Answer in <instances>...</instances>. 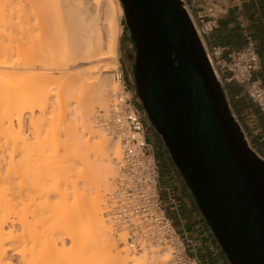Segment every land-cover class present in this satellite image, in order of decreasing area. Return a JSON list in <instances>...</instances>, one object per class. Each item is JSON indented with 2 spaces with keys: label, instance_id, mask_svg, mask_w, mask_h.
<instances>
[{
  "label": "bare ground",
  "instance_id": "bare-ground-1",
  "mask_svg": "<svg viewBox=\"0 0 264 264\" xmlns=\"http://www.w3.org/2000/svg\"><path fill=\"white\" fill-rule=\"evenodd\" d=\"M96 1L90 11L80 0H37L39 20L22 14L27 28L41 27L36 40L44 43L35 54L49 64L27 59L38 42L16 29L19 18L10 24L16 38L0 34L7 42L0 47V264H158L169 256L159 247L141 257L121 254L124 248L112 253L115 241L101 217L121 151L90 119L116 87L108 78L118 66L119 31L114 1ZM77 60L89 69L74 72ZM70 69L69 80L51 79L54 70ZM78 83L85 96H75Z\"/></svg>",
  "mask_w": 264,
  "mask_h": 264
},
{
  "label": "water",
  "instance_id": "water-1",
  "mask_svg": "<svg viewBox=\"0 0 264 264\" xmlns=\"http://www.w3.org/2000/svg\"><path fill=\"white\" fill-rule=\"evenodd\" d=\"M134 89L229 264H264V160L248 145L181 0H119Z\"/></svg>",
  "mask_w": 264,
  "mask_h": 264
},
{
  "label": "built area",
  "instance_id": "built-area-1",
  "mask_svg": "<svg viewBox=\"0 0 264 264\" xmlns=\"http://www.w3.org/2000/svg\"><path fill=\"white\" fill-rule=\"evenodd\" d=\"M181 1L226 95L228 84L241 86L243 94L264 115V85L253 78L258 62L254 41L248 39L234 49L208 42L207 36L218 26L220 12L216 0ZM113 78L118 90L94 116L95 125L115 139L121 151L113 190L105 200V222L113 236L121 235L123 245L131 253H147L159 247L168 250L165 264H203L184 228L178 227L179 203L164 183L160 169V152L165 147L152 132L134 82L131 79L128 82L119 68L114 70ZM241 128L254 150L247 132Z\"/></svg>",
  "mask_w": 264,
  "mask_h": 264
},
{
  "label": "crops",
  "instance_id": "crops-1",
  "mask_svg": "<svg viewBox=\"0 0 264 264\" xmlns=\"http://www.w3.org/2000/svg\"><path fill=\"white\" fill-rule=\"evenodd\" d=\"M216 9L220 12L218 26L207 36L208 42L234 49L252 39L258 55L253 78L260 80L264 85V0H216ZM126 72V80L129 82V72ZM229 86L240 89L235 99H247L241 86L228 84L227 87ZM251 106L252 110L241 113L238 118L247 132L250 144L264 160V115L254 104L251 103ZM160 169L164 174L165 168L161 166ZM167 178L168 176L163 177L165 184L179 203L181 224L178 227L184 228L203 264H229L189 190L183 182L170 183L166 181Z\"/></svg>",
  "mask_w": 264,
  "mask_h": 264
},
{
  "label": "rangeland",
  "instance_id": "rangeland-1",
  "mask_svg": "<svg viewBox=\"0 0 264 264\" xmlns=\"http://www.w3.org/2000/svg\"><path fill=\"white\" fill-rule=\"evenodd\" d=\"M34 1V2H33ZM76 1H79V0H76ZM102 0H99V2H101ZM114 1V6L112 7L113 9V19H114V22H115V25H116V29L119 31V35H118V42H117V51H116V53H117V61H118V66H117V68H119V69H122V71H123V74H124V76H125V78H126V75H127V72H126V70L129 72V77H130V79L134 82V79H133V71H132V68H133V61H134V56H135V46H134V44H133V42H132V40H131V38H130V35H129V32H128V28H127V26H126V23H125V16H124V11H123V8H122V6H121V3H120V1L119 0H113ZM80 2L83 4V5H85L86 6V8H88L90 11L91 10H93V8H94V6H95V4L97 3V1L96 0H80ZM36 3H38L37 2V0H0V34L3 36V37H6V36H8L9 38H5L6 39V41L8 40V39H10V38H13V37H15L16 38V31L14 30L15 28H16V26L13 24V26H15L14 27V29L12 28L13 26L12 25H10L11 23H13V22H18L17 21V18H19L20 19V22L23 24V21L25 22V20H23L22 21V19H23V16H22V14H24L26 11H27V13L26 14H28V16L30 17V15L33 17V15L32 14H34L35 12H33V10H35L36 11V9H34L35 7H37L36 5ZM113 5V4H112ZM117 5H118V7H117ZM116 6V7H115ZM34 7V8H33ZM31 8V9H30ZM25 9V10H24ZM38 10V9H37ZM23 11V12H22ZM36 13L38 14V12L36 11ZM3 15V16H2ZM25 15V14H24ZM102 16V14H101V12H100V14L98 15V17H99V20H100V18H101V16ZM27 16V17H28ZM34 16H36L35 14H34ZM25 17V16H24ZM37 17V16H36ZM38 18V20H39V17H37ZM27 19V18H26ZM35 19V18H34ZM32 20H33V18L32 19H30V21H29V18H28V20H26L27 22H32ZM33 21H35V20H33ZM42 21V20H41ZM41 21H38V22H40L41 23ZM20 22H18L20 25H18L17 26V28L16 29H21V31L23 32V33H25V31H26V35L25 36H28L29 38H30V40L33 42L34 40V38H35V43L33 42V44H36V42H38L36 45H38V46H34L33 47V50H31V53H29V54H26V55H32V53H33V55L32 56H34V59H32L33 57H31V56H27V59H28V57L29 58H31L30 60H32V61H30V62H36V61H38L36 58H38L39 60L41 59V57H39L37 54H35L36 53V51L38 50V49H36V47H38V48H40V46H41V43H44V41L42 42V40H40V39H38V41L36 40L37 38H36V36H38V33H41L40 32V28L38 27V26H36L35 25V23L36 24H38L37 23V20H36V22L34 23V25H35V27H31V25H32V23L30 24V27L29 28H27V26L28 25H26V23H24L25 25H26V27L24 28L23 26H24V24H23V26L21 25V23ZM18 23H16V25L18 24ZM3 24H4V26H3ZM5 24H6V26H5ZM42 25H43V22H42ZM11 26V27H10ZM21 26V28H19ZM38 27V28H37ZM12 30H11V29ZM31 28H33V29H31ZM35 28H37L39 31H36V29ZM22 29H24V31L22 30ZM19 31V30H18ZM21 31H20V37L21 36H23L22 34H21ZM35 31V32H34ZM42 31V30H41ZM33 32V33H32ZM43 32V31H42ZM41 34H43V33H41ZM1 35H0V39H2L3 40V38H1ZM5 35V36H4ZM40 35V34H39ZM43 36H45V35H43ZM17 37H19L18 35H17ZM39 37H42V36H39ZM41 39H43V38H41ZM45 39V38H44ZM1 40V41H2ZM15 40V39H14ZM5 41V40H4ZM3 41V43H6L7 44V42H4ZM10 41V40H9ZM8 41V45H9V42ZM12 41H13V39H12ZM14 42V41H13ZM13 42H11L10 44L11 45H13V44H15V43H13ZM2 43V44H3ZM1 43H0V47H1V45H2ZM6 46V45H5ZM2 48H3V46H2ZM35 48V49H34ZM35 50V51H34ZM32 51H34V52H32ZM40 51V50H39ZM30 52V51H29ZM20 53H21V55H22V48H21V50H20ZM27 53V52H26ZM38 53V52H37ZM36 56H38V57H36ZM36 57V58H35ZM36 60V61H35ZM42 61H44L45 60V64L46 63H48L49 62V60H46V59H44V58H42L41 59ZM40 63H42V64H44L43 62H41L40 61ZM56 63V62H55ZM54 63V64H55ZM62 63H63V61H62ZM70 63V62H69ZM78 63V64H77ZM49 64V63H48ZM47 64V65H48ZM50 64H51V62H50ZM54 64L52 65L51 64V66H53L54 67ZM57 64V63H56ZM55 64V65H56ZM60 64V63H59ZM76 64H77V66H76ZM47 65H46V67H47ZM58 65V64H57ZM73 65V64H72ZM75 65V66H74ZM74 65L71 67V69L73 68V67H75V68H73L74 69V72H75V70H76V68H78L77 70H76V72L78 71V70H86V69H89V68H85V67H87L86 66V64L84 65V64H82V62L80 61V60H77L75 63H74ZM80 65V66H79ZM50 66V67H51ZM84 68H82V67ZM70 67V66H69ZM79 67H81L80 69H79ZM89 67V66H88ZM52 68V67H51ZM70 69V71L69 72H62V73H58L56 70H54L53 71V73L51 74L53 77H51V79L53 78V79H55L54 77H56V79L58 78H61V76H62V79L63 78H65L66 79V81L67 80H69V73H73V70H71ZM18 73L16 74L15 73V75H16V77H19L21 74L19 73V71H17ZM81 72V71H80ZM65 73V74H64ZM66 73H68L67 75H66ZM113 73H114V71H112V72H110V75L111 76H109V78H108V83H110V85L112 84V82L111 81H113V84L116 82L115 81V79L113 78ZM18 74H20V75H18ZM55 74H56V76H55ZM95 74H97V73H95ZM57 75H59L58 77H57ZM65 76V77H64ZM84 76V75H83ZM82 76V77H83ZM13 77H14V74H13ZM87 77V76H86ZM85 76L83 77V78H81V80L83 79V80H85V78H86ZM15 78V77H14ZM65 79H64V81H65ZM87 79V78H86ZM82 80V81H83ZM110 80V81H109ZM61 82H62V80H60ZM89 81V80H88ZM87 81V82H88ZM91 81V80H90ZM79 84V85H78ZM78 84H76L74 87L76 88V89H74V94H75V96H76V94L77 95H79L78 97H81V95L83 96H85L86 94H87V92H86V94H85V91H87L88 89H86L87 88V86H88V84H85L84 83V81H83V84H85V85H81L80 83H78ZM116 85V87H114V89H111L110 91H109V93H108V95H109V99L107 100V102H105L106 104H105V106H107V104L111 101V99H112V96H113V94L118 90V84H117V82L113 85V86H115ZM86 88H85V87ZM82 87L84 88V89H82ZM89 87V86H88ZM82 90V91H81ZM85 90V91H84ZM135 90V89H134ZM84 91V92H83ZM84 94H83V93ZM79 93V94H78ZM137 96V95H136ZM228 98V97H227ZM229 100V99H228ZM249 103H251L250 101H249V99L247 98L246 99ZM249 103H247L248 105H249ZM104 105V104H103ZM105 106H100V107H96L95 109H94V112H93V114H92V117H91V119H90V123H91V125H92V127L94 128V129H100L99 127H97L96 125H95V123H94V116H95V114H96V112H97V110H99V109H101V108H104ZM67 107V106H66ZM70 107V106H69ZM68 107V108H69ZM71 108V107H70ZM69 108V109H70ZM68 109V110H69ZM67 110V111H68ZM250 110H252V106H248L246 109H244V111L242 112V113H246L247 111H250ZM236 116V115H235ZM244 117H245V115H244ZM236 119L238 120V122L240 123V125L242 126V124H241V122H240V120H239V118L236 116ZM243 127V126H242ZM153 128V127H152ZM28 126L26 127V126H24V128H23V132L24 133H26V132H28ZM26 130V131H25ZM101 131H102V129H100ZM79 131V130H78ZM103 133H104V135L107 137L108 135L104 132V131H102ZM79 133V132H78ZM80 135V134H79ZM108 139H109V141H111L112 140V138H110L109 136L107 137ZM84 139V137H81L80 138V141H82ZM158 141L160 142V138H159V136H158ZM119 146V145H118ZM120 149V148H119ZM160 162H161V164L164 166V168H165V172H164V174H163V177H166V176H168V178L166 179V181L167 182H170V183H174V182H178V181H181L182 182V180H181V177H180V175H179V173L177 172V170H176V168H175V166H174V164L171 162V159H170V157H169V154H168V152H167V150L164 148L161 152H160ZM114 168H115V171H117V165L115 164L114 165ZM115 175H116V173H115ZM114 175V176H115ZM115 178V177H114ZM164 183H165V180H164ZM112 184L114 185V179H112ZM112 186V185H111ZM111 189V188H110ZM113 189V188H112ZM109 194H110V191H109ZM104 196H108V192H106V194L104 195ZM103 199V198H102ZM105 200H106V197L104 198ZM103 199V201L105 202V200ZM102 201V204L104 203ZM101 204V206H105V205H102ZM105 204V203H104ZM102 207V211H101V209H100V213H101V217H102V219H103V222H104V224H105V226L110 230L111 228H110V226L108 225V224H106V222H105V218L103 217V210H104V208ZM110 233V237H111V239L112 240H114L115 242V245H116V248H114L113 250H112V253H116V250H122L123 248V251H121L122 253L121 254H127L129 257H141V255L143 254V253H139V254H136V253H131L129 250H128V248L126 247V246H124L123 244H124V241L123 240H121V235L120 236H118V238H116L115 236H113V234L111 233V231L109 232ZM73 251H75L76 250V248H73L72 249ZM126 250V252L127 253H125L124 251ZM145 253V252H144ZM169 258V256L167 257V259ZM165 262L166 261H164V262H158V264L160 263V264H165ZM129 264V263H128Z\"/></svg>",
  "mask_w": 264,
  "mask_h": 264
},
{
  "label": "trees",
  "instance_id": "trees-1",
  "mask_svg": "<svg viewBox=\"0 0 264 264\" xmlns=\"http://www.w3.org/2000/svg\"><path fill=\"white\" fill-rule=\"evenodd\" d=\"M239 48V47H238ZM240 89L235 86H229L227 87V97L230 102V107L233 110V113L239 117L241 113L246 109L248 106H251V103H249L245 97L241 98H234L238 93ZM249 103V105L247 104Z\"/></svg>",
  "mask_w": 264,
  "mask_h": 264
},
{
  "label": "flooded vegetation",
  "instance_id": "flooded-vegetation-1",
  "mask_svg": "<svg viewBox=\"0 0 264 264\" xmlns=\"http://www.w3.org/2000/svg\"><path fill=\"white\" fill-rule=\"evenodd\" d=\"M133 63V62H132ZM133 69H134V64H133V68H132V71H133ZM152 132H153V134H154V136L158 139V135L156 134V132L154 131V129L152 128ZM161 166H163L162 164H161V162H160V167ZM164 167V166H163Z\"/></svg>",
  "mask_w": 264,
  "mask_h": 264
}]
</instances>
